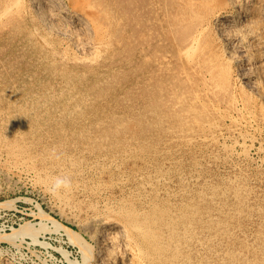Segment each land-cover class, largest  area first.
<instances>
[{
    "label": "rangeland",
    "instance_id": "rangeland-1",
    "mask_svg": "<svg viewBox=\"0 0 264 264\" xmlns=\"http://www.w3.org/2000/svg\"><path fill=\"white\" fill-rule=\"evenodd\" d=\"M56 1L61 2V0H56ZM194 1L195 0H189V1L188 0H182V1L181 0H173V1L172 0H159V1L158 0H124L122 2V0H121V2H120V0H86V1L80 0L79 4H78L79 7L77 10H79L83 7L82 9H85V11L91 15V17L93 18V21H94L93 22L94 26L92 25L94 30L92 29V31L89 32V34L91 35L90 36L89 34H86V33L82 34V30H80L78 27H75L74 30H75L77 39H70L69 40V38L65 37L64 35L57 34L53 31L47 29L46 27H43V25H41L38 18L31 13V11H32L30 9L31 8V0H0V13H2V14H0V22H1L0 23V38H1L0 39V53L3 52L0 54V71H2V72H0V94H1L0 95V98H1L0 99V101H1L0 102V104H1L0 105V108H1L0 109V161H1L0 162V202H4V204H0V236L3 233L11 232L13 228L21 227L26 222H29L33 228L38 229L37 236L40 239V241H39L40 243L39 242L33 243V241H31L30 236H24L25 239H24V237H22V238L18 237L13 241L9 240L7 238L0 239V264H15V262H16V264H81L80 263L81 262V254L79 252L78 246L69 240V238L66 235L63 227H55L53 225V222L49 221V220L42 221V218L38 214V211L40 209H42L43 211L47 212L50 216H52V218H54L57 222H59V224L61 223V225L71 227L72 229L79 232L84 237V239L87 240L89 242V244L92 246V250L94 252H96L98 242H97V238H96L95 234L93 235V230L91 229L93 217L96 214V212H95L96 207L97 206L99 207L100 205H102V201L104 200V197L107 194L108 195L111 194L114 196H118L121 194H127V196H129V193L131 191L135 192L136 196L134 195V197L139 198V199L143 198L144 196H149L150 194L153 193L152 197L154 199H156L157 202L158 201L160 202V203L158 202V205H162L164 207L166 206V204L169 206L171 205L170 208L179 204V203H184L186 205V211L187 210L188 211L186 212V217L184 219L185 228H184L183 232L181 233L182 235H180V237H179V241H180L179 242V245H180L179 246V255L180 256L177 257V255H175V257H174V255L171 253V256H172L171 260L172 261L169 264H180V263L181 264H202V263L203 264L204 263L205 264H209V263L210 264H214V263L215 264H225V262H227L226 264H228V263L229 264H239V263L240 264H247V263L248 264H264V256H263L264 255V245H263L264 244V238H263L264 237V235H263V233H264V227H263V224H264V219H263L264 218V198H263L264 197V108H263V106H264V104L259 99L257 100L255 97H253V95H251L249 92L244 91L242 94H243V96L245 95L244 99L247 103L246 106L250 110V112H252L251 114H253V116H254L253 118L255 119L257 124L259 122L260 123L256 126V127H258V129L257 128L252 129V128H249L248 126H246L245 124L240 123L243 120L244 115H243V113L241 114L236 109H234L236 101L233 98V95L231 93L232 91L233 92L235 91L234 85H233V82H234L233 76H230V77L224 78L222 80H219L218 82L212 83L211 80L202 71L204 68V64H203L204 58L208 56L207 54L210 51V50H208L209 49L208 45L210 44V40H211L210 36L211 35L209 34L210 32L208 30H205L202 34L203 35L202 36V42L203 43L201 42L202 47L199 48L198 51H195L192 54V56H191L192 58H189L190 60L187 57L185 58V55L183 53V48L185 46L184 44H185L186 40L188 39V37L193 32L197 31V29L199 28L198 25H196L197 19L194 21L193 16H191L192 12L194 11L192 8L193 6H195V5H192V4H194ZM64 2L68 5H70L69 0H63V2H61L60 4L64 5ZM191 5H192V7H190ZM116 7H118V8H116ZM126 8H127V10H126ZM182 8H184V9L182 10ZM190 8H191V10H190ZM167 10H168V12H167ZM176 10L177 11L179 10V11L177 12ZM181 12H184V13H182L183 16H182ZM104 13H105V15H104ZM118 14H120V15H118ZM187 16H188V18H187ZM189 16H191V17H189ZM173 17H175V18H173ZM191 18H192L193 22L191 21ZM169 19H171V20H169ZM185 19H187V22ZM94 23H96L97 25ZM118 23L120 24V26ZM111 24L114 26H112ZM110 25L112 26V28ZM95 26L97 29L95 28ZM182 26H185V27H182ZM171 27L173 29H171ZM195 27H198V28H195ZM192 28H195V29H192ZM34 29H36L37 31ZM172 31H174V32H172ZM112 32H113V34H112ZM188 32H190V34ZM133 33H135V34H133ZM97 34H98V36H96ZM111 34L113 36H111ZM206 35H207V37L205 38ZM180 36L182 39L180 38ZM177 37L179 39H177ZM36 38L38 39L37 41H36ZM84 38L91 40V42H90L91 44L89 46L90 49L84 48L85 49L84 50V49H81L82 47L79 48L77 46V41H80V40L85 41ZM92 38L94 40H92ZM44 39L46 40V42L44 41ZM169 39H171V40L169 41ZM75 40H76V42H75ZM100 40L101 41L103 40V41L101 42ZM125 41H127V42H125ZM142 41H143V43H142ZM205 41H206V43H205ZM31 42H33V43H31ZM43 42H45V44H43ZM179 42H181V43H179ZM51 43H52V45H51ZM71 43H72V46H71ZM105 43H106V45H105ZM63 45L66 48V50L63 47ZM102 45L104 47H102ZM115 46H117V47H115ZM127 47L129 49H127ZM11 48L13 50H11ZM45 48H46V50H45ZM51 49H53V50L55 49V50L53 51ZM68 50H69V54H68ZM101 50H103V51H101ZM8 51H9V53H7ZM71 55H73V56H71ZM75 55L77 58L75 57ZM105 55H107V56H105ZM125 55H127V56H125ZM201 55H203L204 57H202ZM3 57H5V58H3ZM107 57H108L109 61H108ZM109 57H111V58H109ZM82 58H84V59L82 60ZM196 61H198V62H196ZM2 64L5 66H3ZM195 64H196V66H195ZM23 65L25 66L24 69H23V67H24ZM74 65H75V67H74ZM79 65H81V66H79ZM118 66H120L121 68ZM200 67H202V68H200ZM124 68H126L125 71H124ZM130 68L132 69V71L130 70ZM8 70H9V72H8ZM82 70H83V73H82ZM34 72H36V73H34ZM114 72H117V73H114ZM201 72H203V73H201ZM88 73H89V75H88ZM90 74H92V75H90ZM114 74H117V75H114ZM230 74H231V69H230ZM121 75H122V77H121ZM123 78H125L126 80ZM22 79H23V81H22ZM57 79H58V81H57ZM147 79H149V80H147ZM14 80L15 81L17 80L16 84H15ZM100 80H102V81H100ZM230 80H231V82H230ZM21 81H22V83H21ZM88 81H90V82H88ZM205 81H206V83H205ZM103 82H104V84H103ZM132 84H135V85L133 86ZM92 85H94V86H92ZM114 85L116 88L114 87ZM150 85H151V87H150ZM136 86H137V88H136ZM210 86L213 88H211ZM20 88H21V90H20ZM87 88H88V90H87ZM132 88L133 89L135 88V89L133 90ZM68 89H70V90H68ZM60 91H61V93H60ZM81 91L83 92V95H82ZM18 93L19 94L21 93V95L19 96ZM99 93H101V94H99ZM204 93H206V94H204ZM4 95L5 96L7 95V96L5 97ZM128 95H129V98L127 97ZM115 98H117V99H115ZM118 99H119V101H118ZM141 99H143L144 101ZM203 99H205V100H203ZM86 100H89L90 102L86 101ZM107 100L109 101V104H108ZM237 100H238V98H237ZM19 102H20V104H19ZM75 102H77V103H75ZM146 102H148L149 104ZM162 103H164V104H162ZM159 105L162 107H160ZM185 105H186V107H185ZM87 108H89V109H87ZM126 111H127V114H126ZM4 112H5V114H3ZM115 113H117V114H115ZM122 113H123V115H122ZM134 113L136 115H134ZM141 113H142V115H141ZM143 113H144V115H143ZM62 114H65V115H62ZM109 114H111V115H109ZM237 115H239L240 117ZM108 117L111 120L108 119ZM3 118H4V120H3ZM259 118H261L262 120ZM74 120H75V122H74ZM119 120H120V122H119ZM8 121H11V122H8ZM102 121H104V122H102ZM117 121H118V124H117ZM128 121H129V123H128ZM188 121H190V122H188ZM106 122H108V123H106ZM112 122H113V124H112ZM129 124H130V126H129ZM58 125H60V126H58ZM80 128H82V129H80ZM106 129H107V131H106ZM115 129H117V130L115 131ZM64 130L67 132H65ZM113 130H114V132H113ZM205 130H207V131H205ZM235 130H237V131H235ZM1 131H3V132H1ZM10 131H12V132H10ZM56 131H58V132H56ZM87 131H88V134L86 133ZM21 132H22V134H21ZM5 133H8V134H5ZM95 134H97V135H95ZM135 134H137V136ZM6 135H8V136H6ZM22 135L23 136L25 135V136L23 137ZM84 135L86 137H84ZM207 135H208V137H207ZM28 136H29V138H28ZM67 137H68V139H67ZM133 137H134V139H133ZM169 137H171V138H169ZM8 138H10L11 140ZM62 138H63V140H62ZM239 138H240V140H239ZM130 139H132V140H130ZM237 139L239 140L240 143L238 142ZM26 140H27V143H26ZM65 140H67L66 142H68V143L64 142ZM41 141L43 142V144ZM53 142L55 143V145ZM227 142H229V143H227ZM14 143H15V145H14ZM40 143H41V145H40ZM180 143H182V144H180ZM77 144H78V146H77ZM133 144H135V146ZM175 144H177V145H175ZM254 144H255V146H254ZM22 145H23V148H25V149L22 148ZM47 145H48V147H47ZM145 145H149V147L148 146L145 147ZM245 145H247V146H245ZM53 146H57V148L55 147L57 150ZM103 146H104V148H103ZM59 147H61V148H59ZM148 148H150V149H148ZM34 149H36V150H34ZM46 149H48V150H46ZM52 149H53V151H52ZM165 149H167V150H165ZM11 150L13 151L12 153H10ZM71 150H72V152H71ZM144 150H145V153H144ZM147 151H149L150 153ZM211 151H212V153H211ZM20 152L21 153L23 152V153L21 154ZM32 152H33V154H31ZM155 152H156V154H155ZM37 153H39V154H37ZM77 153H78V156H77ZM170 153H171V155H170ZM43 154H45V155H43ZM193 154H195V155H193ZM220 154H222V155H220ZM34 155H35V157H34ZM106 155H108V156H106ZM22 157L23 158L25 157V158L22 159ZM32 157L34 159H32ZM105 157H107L108 159ZM43 158H45V159H43ZM95 158H97V159L95 160ZM201 160H202V162H201ZM73 161H75V162L73 163ZM81 161H83V162L79 163ZM149 161H150V163H149ZM157 161H159V162H157ZM209 161H210V163H209ZM107 162H109V165ZM143 163H144V165H143ZM218 163H219V165H218ZM8 164H9V166H8ZM53 164L56 165V167ZM60 164H61V167H60ZM82 164L84 166H82ZM101 164H104V165L102 166ZM133 164H134V166H133ZM47 165H48V167H47ZM87 165H89V166H87ZM259 165H260L261 169H260ZM131 166H133V167H131ZM45 167H46V169H45ZM148 167L150 169H148ZM169 167H171V168H169ZM48 168L49 169L51 168L52 170L50 169V171H49ZM198 168H200V169H198ZM221 168H223V169H221ZM117 169H119V170H117ZM174 169H175V171H174ZM142 170H145V171H142ZM192 170H193V172H192ZM72 171H73V173H72ZM184 171H185V173H184ZM226 171L228 173H226ZM40 173L42 175H40ZM133 173H134V175H133ZM147 173H148V175H147ZM166 173H167V175H165ZM103 174H105V175H103ZM130 174H131V176H130ZM149 174H151V175H149ZM237 174H238V176H237ZM86 175H88V176H86ZM152 175H154V176H152ZM180 175H182V176H180ZM93 176H95V177H93ZM154 177H156V178H154ZM108 178H110V180ZM234 178H235V180H234ZM199 179H201V180H199ZM46 180H47V182H46ZM124 181H125V183H124ZM128 181H130V182H128ZM208 181H209V183H208ZM211 181L214 185L211 183ZM98 182H99V184H98ZM216 182H217V184H216ZM236 182H238V183H236ZM81 183H83V184H81ZM107 183L110 184V188H109V185ZM111 183H112V185H111ZM181 183L184 186L181 185ZM242 184L244 186L246 184L247 185L245 187L244 186L242 187ZM44 185H46V186H44ZM77 185H78V187H77ZM103 185H105V186H103ZM132 187H134V188H132ZM84 188H85V190H84ZM141 188H143V190ZM157 189L159 190V192ZM186 189H188V190H186ZM204 189H206V190H204ZM196 190H197V192H196ZM139 191H141V192H139ZM244 191H246V192H244ZM143 192H145V193H143ZM165 192H167V193H165ZM60 195H62V196H60ZM85 196H87V197H85ZM227 197H229V198H227ZM204 198L205 199L207 198L206 201ZM231 198H232V200H231ZM241 198H242V200H241ZM59 199H61V200H59ZM179 199H180V201H179ZM260 199H262V200H260ZM81 200H83V201H81ZM223 201H225V202H223ZM91 203H92V205H90ZM161 203H163L164 205ZM244 203H246V204H244ZM251 203H252V205H251ZM93 205H94V207H93ZM209 205H211V206H209ZM200 206H202V207H200ZM240 209L241 210L243 209L242 212H240ZM258 210H259V212H258ZM216 211H218V212H216ZM203 212H205V213H203ZM233 212H235V213H233ZM230 214H232V216ZM248 214L250 216H248ZM189 215H191V216H189ZM243 215H244V217H243ZM211 216H212V219H211ZM247 216H248V219H247ZM204 218H205V220H204ZM221 219H222V221H221ZM223 219H224V221H223ZM216 220H217V222H216ZM228 221L230 222L229 225H228ZM39 222L43 223V224H40ZM189 222H190V224L191 223L192 224L189 225L188 224ZM233 222H235V223H233ZM246 223H248V224H246ZM209 224H212V225H209ZM220 224L222 226H220ZM259 224H260V226H259ZM188 225H189V227H188ZM240 226H242V227H240ZM213 228H214V230H213ZM223 230H224V232H223ZM261 230H263V231H261ZM199 232H200V234H199ZM196 233H197V235H196ZM193 236H194V238H193ZM198 237H200V238H198ZM205 237H206V239H205ZM209 237H211V238H209ZM241 237H243V238H241ZM255 237H257V238H255ZM192 238H193V241H192ZM216 240H218V243ZM228 241H230L231 243ZM236 243L237 244L239 243V244L237 245ZM186 244L188 245V247ZM189 245H191V246H189ZM193 245H195V246H193ZM94 246H95V248H94ZM234 246H235V248H234ZM241 246H243V247H241ZM208 247H210V248L208 249ZM64 250H66L67 253H65ZM205 250H207V251H205ZM204 251H205V253H204ZM233 251H235V252H233ZM201 252H203L206 255H204ZM217 252H219V253H217ZM232 254H233V256H232ZM244 254L246 256H244ZM221 256H222V258H221ZM190 257H192V258H190ZM255 257H257V258H255ZM207 258H208V260H206ZM238 258L240 259L239 261H238ZM231 260H233V261H231ZM259 260L262 262H260Z\"/></svg>",
    "mask_w": 264,
    "mask_h": 264
},
{
    "label": "bare ground",
    "instance_id": "bare-ground-1",
    "mask_svg": "<svg viewBox=\"0 0 264 264\" xmlns=\"http://www.w3.org/2000/svg\"><path fill=\"white\" fill-rule=\"evenodd\" d=\"M69 4L64 2V5L57 2L56 0H31V13L38 18L41 25L46 27L47 29L57 33L64 35L65 37L70 39H77L76 33L74 28L78 27L82 30V34L89 32L93 29V18L91 15L85 11V9H78V4L80 0H69ZM86 1V0H85ZM124 0H122L123 2ZM159 1V0H158ZM173 1V0H172ZM182 1V0H181ZM189 1V0H188ZM196 1V2H195ZM195 5L192 7L193 12L192 15L194 21H197L198 28L197 31L193 32L185 42V46L183 48V53L185 58L187 57L192 58V54L195 51H198L201 48L202 42V34L205 30H208L210 33V44L208 45L209 53L208 56L204 58V74L211 80V82H218L224 78L233 76L234 78V92L232 91L233 98L236 101L235 108L239 113H243V120L240 122L245 124L249 128H257L258 124L253 118L252 112L247 108L246 101L243 96V92L247 91L257 100L259 99L264 104V0H195ZM121 2V0H120ZM155 2V1H154ZM186 2V1H185ZM184 2V3H185ZM191 2V1H190ZM175 3V2H174ZM180 3V2H179ZM15 4V3H14ZM27 4V3H26ZM191 4V3H190ZM5 5V4H4ZM18 5V4H17ZM28 5V4H27ZM135 5V4H134ZM149 5V4H148ZM166 5V4H165ZM12 6V5H11ZM26 6V5H25ZM89 6V5H88ZM116 6V5H115ZM155 6V5H154ZM171 6V5H170ZM177 6V5H176ZM185 6V5H184ZM188 6V5H187ZM19 7V6H18ZM141 7V6H140ZM147 7V6H146ZM167 7V6H166ZM2 8V7H1ZM7 8V7H6ZM9 8V7H8ZM85 8V7H84ZM94 8V7H93ZM118 8V7H116ZM121 8V7H120ZM123 8V7H122ZM137 8V7H136ZM172 8V7H171ZM92 9V8H91ZM130 9V8H129ZM173 9V8H172ZM179 9V8H178ZM184 8H182L183 10ZM114 10V9H113ZM122 10V9H121ZM127 10V8H126ZM180 10V9H179ZM178 10V11H179ZM191 10V8H190ZM124 11V10H123ZM134 11V10H133ZM159 11V10H158ZM174 11V10H173ZM177 11V10H176ZM175 11V12H176ZM177 11V12H178ZM5 12V11H4ZM122 12V11H121ZM151 12V11H150ZM164 12V11H163ZM168 12V10H167ZM16 13V12H15ZM18 13V12H17ZM118 13V12H117ZM126 13V12H125ZM149 13V12H148ZM173 13V12H172ZM184 12H181V14ZM191 13V12H190ZM2 14V13H0ZM13 14V13H12ZM116 14V13H115ZM156 14V13H155ZM31 15V14H30ZM105 15V13H104ZM120 15V14H118ZM117 15V16H118ZM125 15V14H124ZM148 15V14H147ZM188 15V14H187ZM190 15V14H189ZM169 16V15H168ZM181 16V15H180ZM183 16V14H182ZM189 16V17H191ZM9 17V16H8ZM112 17V16H111ZM11 18V17H10ZM9 18V19H10ZM149 18V17H148ZM175 18V17H173ZM182 18V17H181ZM188 18V16H187ZM32 19V18H31ZM30 19V20H31ZM35 19V18H34ZM114 19V18H113ZM159 19V18H158ZM178 19V18H177ZM180 19V18H179ZM184 19V18H183ZM29 20V21H30ZM107 20V19H106ZM110 20V19H109ZM124 20V19H123ZM131 20V19H130ZM150 20V19H149ZM155 20V19H154ZM163 20V19H162ZM171 20V19H169ZM187 22V19H185ZM17 21V20H16ZM119 21V20H118ZM126 21V20H125ZM136 21V20H135ZM174 21V20H173ZM183 21V20H182ZM192 21V18H191ZM31 22V21H30ZM115 22V21H114ZM168 22V21H167ZM189 22V21H188ZM193 22V21H192ZM1 23V22H0ZM7 23V22H6ZM37 23V22H36ZM99 23V22H98ZM117 23V22H116ZM156 23V22H155ZM172 23V22H171ZM96 24V23H94ZM115 24V23H114ZM119 24V23H118ZM117 24V25H118ZM122 24V23H121ZM184 24V23H183ZM190 24V23H189ZM188 24V25H189ZM8 25V24H7ZM10 25V24H9ZM93 25V26H92ZM97 25V24H96ZM112 25V24H111ZM110 25V26H111ZM153 25V24H152ZM151 25V26H152ZM173 25V24H172ZM178 25V24H177ZM181 25V24H180ZM179 25V26H180ZM193 25V24H192ZM114 26V25H112ZM111 26V28H112ZM120 26V24H119ZM125 26V25H124ZM134 26V25H133ZM175 26V25H174ZM191 26V25H190ZM36 27V26H35ZM104 27V26H103ZM102 27V28H103ZM177 27V26H176ZM185 27V26H182ZM5 28V27H4ZM39 28V27H38ZM37 28V29H38ZM96 28V26H95ZM155 28V27H154ZM192 28V29H195ZM2 29V28H1ZM97 29V28H96ZM107 29V28H106ZM150 29V28H149ZM148 29V30H149ZM171 29H173L171 27ZM180 29V28H179ZM185 29V28H184ZM187 29V28H186ZM189 29V28H188ZM36 30V29H34ZM94 30V29H93ZM118 30V29H117ZM121 30V29H120ZM158 30V29H157ZM181 30V29H180ZM183 30V29H182ZM31 31V30H30ZM37 31V30H36ZM107 31V30H106ZM109 31V30H108ZM133 31V30H132ZM135 31V30H134ZM184 31V30H183ZM194 31V30H193ZM9 32V31H8ZM35 32V31H34ZM46 32V31H45ZM79 32V31H78ZM120 32V31H119ZM140 32V31H139ZM149 32V31H148ZM174 32V31H172ZM177 32V31H176ZM182 32V31H181ZM187 32V31H186ZM48 33V32H47ZM94 33V32H93ZM121 33V32H120ZM164 33V32H163ZM190 34V32H188ZM16 34V33H15ZM37 34V33H36ZM104 34V33H103ZM113 34V32H112ZM111 34V36H113ZM135 34V33H133ZM147 34V33H146ZM165 34V33H164ZM41 35V34H40ZM78 35V34H77ZM80 35V34H79ZM90 35V34H89ZM110 35V34H109ZM108 35V36H109ZM141 35V34H140ZM8 36V35H7ZM18 36V35H17ZM36 36V35H35ZM50 36V35H49ZM91 36V35H90ZM98 36V34L96 35ZM95 36V37H96ZM123 36V35H122ZM172 36V35H171ZM177 36V35H176ZM179 36V35H178ZM12 37V36H11ZM34 37V36H33ZM64 37V38H65ZM80 37V36H79ZM94 37V38H95ZM129 37V36H128ZM127 37V38H128ZM207 35L205 36V38ZM15 38V37H14ZM22 38V37H21ZM45 38V37H44ZM82 38V37H81ZM168 38V37H167ZM172 38V37H171ZM181 38V36H180ZM1 39V38H0ZM5 39V38H4ZM85 39V38H84ZM122 39V38H121ZM131 39V38H130ZM156 39V38H155ZM173 39V38H172ZM177 39H179L177 37ZM182 39V38H181ZM8 40V39H7ZM23 40V39H22ZM25 40V39H24ZM38 39L36 38V41ZM52 40V39H51ZM79 40V39H78ZM92 40H94L92 38ZM107 40V39H106ZM105 40V41H106ZM117 40V39H116ZM119 40V39H118ZM150 40V39H149ZM171 39H169L170 41ZM46 42V40L44 39ZM54 41V40H53ZM64 41V40H63ZM73 41V40H72ZM101 41V40H100ZM99 41V42H100ZM103 41V40H102ZM101 41V42H102ZM104 41V42H105ZM111 41V40H110ZM139 41V40H138ZM144 41V40H143ZM142 41V43H143ZM177 41V40H176ZM180 41V40H179ZM2 42V41H1ZM20 42V41H19ZM43 42V44H45ZM74 42V41H73ZM76 42V40H75ZM91 40L85 39V41H77V46L81 49L89 48ZM94 42V41H93ZM108 42V41H107ZM114 42V41H113ZM127 42V41H125ZM183 42V41H182ZM4 43V42H3ZM33 43V42H31ZM42 43V42H41ZM48 43V42H47ZM59 43V42H58ZM96 43V42H95ZM94 43V44H95ZM140 43V42H139ZM181 43V42H179ZM203 43V42H202ZM206 43V41H205ZM9 44V43H8ZM66 44V43H65ZM99 44V43H98ZM113 44V43H112ZM118 44V43H117ZM208 44V43H207ZM42 45V44H41ZM50 45V44H49ZM52 45V43H51ZM60 45V44H59ZM67 45V44H66ZM65 45V46H66ZM106 45V43H105ZM108 45V44H107ZM111 45V44H110ZM155 45V44H154ZM205 45V44H204ZM32 46V45H31ZM56 46V45H55ZM72 46V43H71ZM101 46V45H100ZM142 46V45H141ZM144 46V45H143ZM4 47V46H3ZM14 47V46H13ZM41 47V46H40ZM54 47V46H53ZM64 47V45H63ZM68 47V46H67ZM77 47V48H78ZM102 47H104L102 45ZM117 47V46H115ZM149 47V46H148ZM32 48V47H31ZM35 48V47H34ZM65 48V47H64ZM99 48V47H98ZM111 48V47H110ZM176 48V47H175ZM6 49V48H5ZM26 49V48H25ZM58 49V48H57ZM63 49V48H62ZM69 49V48H68ZM117 49V48H116ZM127 49H129L127 47ZM146 49V48H145ZM156 49V48H155ZM154 49V50H155ZM207 49V48H206ZM4 50V49H3ZM11 50H13L11 48ZM20 50V49H19ZM18 50V51H19ZM34 50V49H33ZM46 50V48H45ZM53 50V49H51ZM55 50V49H54ZM53 50V51H54ZM64 50V49H63ZM66 50V48H65ZM64 50V51H65ZM85 50V49H84ZM83 50V51H84ZM104 50V49H103ZM101 50V51H103ZM109 50V49H108ZM179 50V49H178ZM30 51V50H29ZM42 51V50H41ZM111 51V50H110ZM121 51V50H120ZM200 51V50H199ZM11 52V51H10ZM17 52V51H16ZM32 52V51H31ZM36 52V51H35ZM44 52V51H43ZM67 52V51H66ZM92 52V51H91ZM90 52V53H91ZM108 52V51H107ZM127 52V51H126ZM129 52V51H128ZM201 52V51H200ZM208 52V51H207ZM3 53V52H1ZM0 53V54H1ZM9 53V51L7 52ZM22 53V52H21ZM24 53V52H23ZM29 53V52H28ZM61 53V52H60ZM73 53V52H72ZM100 53V52H99ZM109 53V52H108ZM116 53V52H115ZM114 53V54H115ZM121 53V52H120ZM137 53V52H136ZM154 53V52H153ZM5 54V53H4ZM25 54V53H24ZM45 54V53H44ZM65 54V53H64ZM69 54V50H68ZM67 54V55H68ZM88 54V53H87ZM105 54V53H104ZM145 54V53H144ZM19 55V54H18ZM39 55V54H38ZM52 55V54H51ZM57 55V54H56ZM61 55V54H60ZM89 55V54H88ZM108 55V54H107ZM105 55V56H107ZM119 55V54H118ZM117 55V56H118ZM164 55V54H163ZM27 56V55H26ZM34 56V55H33ZM40 56V55H39ZM69 56V55H68ZM73 56V55H71ZM104 56V55H103ZM111 56V55H110ZM127 56V55H125ZM181 56V55H180ZM204 57L203 55H201ZM20 57V56H19ZM50 57V56H49ZM58 57V56H57ZM76 57V55H75ZM89 57V56H88ZM115 57V56H114ZM122 57V56H121ZM200 57V56H199ZM5 58V57H3ZM11 58V57H10ZM14 58V57H13ZM54 58V57H53ZM61 58V57H60ZM63 58V57H62ZM77 58V57H76ZM111 58V57H109ZM113 58V57H112ZM118 58V57H117ZM144 58V57H143ZM68 59V58H67ZM75 59V58H74ZM84 58H82L83 60ZM105 59V58H104ZM108 59V57H107ZM5 60V59H4ZM35 60V59H34ZM79 60V59H78ZM90 60V59H89ZM97 60V59H96ZM159 60V59H158ZM162 60V59H161ZM190 60V59H189ZM194 60V59H193ZM17 61V60H16ZM30 61V60H29ZM55 61V60H54ZM75 61V60H74ZM91 61V60H90ZM103 61V60H102ZM109 61V59H108ZM120 61V60H119ZM126 61V60H125ZM131 61V60H130ZM144 61V60H143ZM153 61V60H152ZM160 61V60H159ZM184 61V60H183ZM182 61V62H183ZM187 61V60H186ZM3 62V61H2ZM60 62V61H59ZM62 62V61H61ZM67 62V61H66ZM117 62V61H116ZM134 62V61H133ZM141 62V61H140ZM198 62V61H196ZM9 63V62H8ZM14 63V62H13ZM39 63V62H38ZM64 63V62H63ZM75 63V62H74ZM77 63V62H76ZM105 63V62H104ZM169 63V62H168ZM176 63V62H175ZM18 64V63H17ZM26 64V63H25ZM29 64V63H28ZM35 64V63H34ZM72 64V63H71ZM94 64V63H93ZM111 64V63H110ZM133 64V63H132ZM3 65V64H2ZM73 65V64H72ZM84 65V64H83ZM114 65V64H113ZM122 65V64H121ZM130 65V64H129ZM141 65V64H140ZM145 65V64H144ZM143 65V66H144ZM172 65V64H171ZM186 65V64H185ZM5 66V65H3ZM24 66V65H23ZM33 66V65H32ZM81 66V65H79ZM78 66V67H79ZM86 66V65H85ZM91 66V65H90ZM100 66V65H99ZM102 66V65H101ZM105 66V65H104ZM103 66V67H104ZM182 66V65H181ZM196 66V64H195ZM202 66V65H201ZM13 67V66H12ZM34 67V66H33ZM36 67V66H35ZM71 67V66H70ZM75 67V65H74ZM84 67V66H83ZM88 67V66H87ZM92 67V66H91ZM107 67V66H106ZM120 67V66H118ZM130 67V66H129ZM135 67V66H134ZM171 67V66H170ZM192 67V66H191ZM8 68V67H7ZM25 66L23 67V69ZM121 68V67H120ZM132 68V67H131ZM130 70L132 71V69ZM138 68V67H137ZM151 68V67H150ZM186 68V67H185ZM195 68V67H194ZM202 68V67H200ZM2 69V68H1ZM30 69V68H29ZM63 69V68H62ZM76 69V68H75ZM109 69V68H108ZM119 69V68H118ZM146 69V68H145ZM167 69V68H166ZM231 69V74H230ZM6 70V69H5ZM12 70V69H11ZM28 70V69H27ZM34 70V69H33ZM73 70V69H72ZM88 70V69H87ZM96 70V69H95ZM106 70V69H105ZM126 68H124V71ZM136 70V69H135ZM157 70V69H156ZM197 70V69H196ZM16 71V70H15ZM31 71V70H30ZM60 71V70H59ZM80 71V70H79ZM98 71V70H97ZM103 71V70H102ZM121 71V70H120ZM123 71V72H124ZM179 71V70H178ZM2 72V71H0ZM4 72V71H3ZM9 72V70H8ZM25 72V71H24ZM28 72V71H27ZM51 72V71H50ZM154 72V71H153ZM201 72V73H203ZM26 73V72H25ZM32 73V72H31ZM36 73V72H34ZM81 73V72H80ZM83 73V70H82ZM93 73V72H92ZM107 73V72H106ZM117 73V72H114ZM121 73V72H120ZM156 73V72H155ZM162 73V72H161ZM182 73V72H181ZM186 73V72H185ZM24 74V73H23ZM145 74V73H144ZM197 74V73H196ZM89 75V73H88ZM92 75V74H90ZM96 75V74H95ZM117 75V74H114ZM135 75V74H134ZM20 76V75H19ZM97 76V75H96ZM95 76V77H96ZM126 76V75H125ZM140 76V75H139ZM144 76V75H143ZM156 76V75H155ZM24 77V76H23ZM44 77V76H43ZM83 77V76H82ZM100 77V76H99ZM110 77V76H109ZM119 77V76H118ZM122 77V75H121ZM120 77V78H121ZM138 77V76H137ZM142 77V76H141ZM151 77V76H150ZM154 77V76H153ZM152 77V78H153ZM190 77V76H189ZM193 77V76H192ZM201 77V76H200ZM7 78V77H6ZM12 78V77H11ZM28 78V77H27ZM33 78V77H32ZM46 78V77H45ZM88 78V77H87ZM90 78V77H89ZM98 78V77H97ZM129 78V77H128ZM146 78V77H145ZM197 78V77H196ZM15 79V78H14ZM62 79V78H61ZM86 79V78H85ZM125 79V78H123ZM158 79V78H157ZM174 79V78H173ZM205 79V78H204ZM84 80V79H83ZM105 80V79H104ZM126 80V79H125ZM142 80V79H141ZM145 80V79H144ZM149 80V79H147ZM185 80V79H184ZM13 81V80H12ZM15 81V80H14ZM17 81V80H16ZM15 81V84H16ZM23 81V79H22ZM21 81V83H22ZM49 81V80H48ZM51 81V80H50ZM58 81V79H57ZM92 81V80H91ZM102 81V80H100ZM130 81V80H129ZM133 81V80H132ZM154 81V80H153ZM159 81V80H158ZM194 81V80H193ZM197 81V80H196ZM204 81V80H203ZM229 81V80H228ZM87 82V81H86ZM90 82V81H88ZM123 82V81H122ZM187 82V81H186ZM231 82V80H230ZM26 83V82H25ZM95 83V82H94ZM115 83V82H114ZM121 83V82H120ZM119 83V84H120ZM131 83V82H130ZM143 83V82H142ZM154 83V82H153ZM206 83V81H205ZM12 84V83H11ZM20 84V83H19ZM104 84V82H103ZM117 84V83H116ZM126 84V83H125ZM141 84V83H140ZM155 84V83H154ZM194 84V83H193ZM220 84V83H219ZM232 84V83H231ZM21 85V84H20ZM113 85V84H112ZM118 85V84H117ZM133 86L135 84H132ZM138 85V84H137ZM201 85V84H200ZM212 85V84H211ZM85 86V85H84ZM94 86V85H92ZM104 86V85H103ZM160 86V85H159ZM91 87V86H90ZM115 87V85H114ZM132 87V86H131ZM151 87V85H150ZM171 87V86H170ZM211 87V86H210ZM2 88V87H1ZM33 88V87H32ZM116 88V87H115ZM114 88V89H115ZM137 88V86H136ZM142 88V87H141ZM159 88V87H158ZM185 88V87H184ZM213 88V87H211ZM24 89V88H23ZM96 89V88H95ZM104 89V88H103ZM113 89V88H112ZM133 89V88H132ZM135 89V88H134ZM133 89V90H134ZM227 89V88H226ZM230 89V88H229ZM21 90V88H20ZM70 90V89H68ZM84 90V89H83ZM88 90V88H87ZM93 90V89H92ZM110 90V89H109ZM4 91V90H3ZM104 91V90H103ZM127 91V90H126ZM149 91V90H148ZM6 92V91H5ZM11 92V91H10ZM65 92V91H64ZM82 92V91H81ZM87 92V91H86ZM100 92V91H99ZM113 92V91H112ZM135 92V91H134ZM188 92V91H187ZM218 92V91H217ZM9 93V92H8ZM13 93V92H12ZM61 93V91H60ZM69 93V92H68ZM89 93V92H88ZM95 93V92H94ZM108 93V92H107ZM139 93V92H138ZM184 93V92H183ZM216 93V92H215ZM11 94V93H10ZM19 94V93H18ZM85 94V93H84ZM93 94V93H92ZM101 94V93H99ZM117 94V93H116ZM122 94V93H121ZM124 94V93H123ZM129 94V93H128ZM206 94V93H204ZM1 95V94H0ZM21 93L19 94V96ZM60 95V94H59ZM81 95V94H80ZM83 95V92H82ZM87 95V94H86ZM97 95V94H96ZM125 95V94H124ZM136 95V94H135ZM155 95V94H154ZM175 95V94H174ZM194 95V94H193ZM5 96V95H4ZM7 96V95H6ZM5 96V97H6ZM26 96V95H25ZM56 96V95H55ZM147 96V95H146ZM150 96V95H149ZM153 96V95H152ZM208 96V95H207ZM220 96V95H219ZM129 98V95L127 96ZM186 97V96H185ZM211 97V96H210ZM10 98V97H9ZM85 98V97H84ZM93 98V97H92ZM98 98V97H97ZM125 98V97H124ZM136 98V97H135ZM142 98V97H141ZM146 98V97H145ZM144 98V99H145ZM172 98V97H171ZM181 98V97H180ZM221 98V97H220ZM238 98V100H237ZM1 99V98H0ZM4 99V98H3ZM31 99V98H30ZM72 99V98H71ZM81 99V98H80ZM94 99V98H93ZM103 99V98H102ZM113 99V98H112ZM117 99V98H115ZM122 99V98H121ZM139 99V98H138ZM177 99V98H176ZM194 99V98H193ZM201 99V98H200ZM134 100V99H133ZM137 100V99H136ZM143 100V99H141ZM192 100V99H191ZM205 100V99H203ZM89 101V100H86ZM94 101V100H93ZM108 101V100H107ZM119 101V99H118ZM121 101V100H120ZM144 101V100H143ZM1 102V101H0ZM4 102V101H3ZM63 102V101H62ZM90 102V101H89ZM112 102V101H111ZM122 102V101H121ZM131 102V101H130ZM166 102V101H165ZM182 102V101H181ZM195 102V101H194ZM199 102V101H198ZM8 103V102H7ZM6 103V104H7ZM27 103V102H26ZM77 103V102H75ZM83 103V102H82ZM85 103V102H84ZM99 103V102H98ZM105 103V102H104ZM117 103V102H116ZM115 103V104H116ZM144 103V102H143ZM148 103V102H146ZM178 103V102H177ZM184 103V102H183ZM191 103V102H190ZM219 103V102H218ZM15 104V103H14ZM17 104V103H16ZM20 104V102H19ZM73 104V103H72ZM109 104V101H108ZM113 104V103H112ZM123 104V103H122ZM127 104V103H126ZM142 104V103H141ZM149 104V103H148ZM164 104V103H162ZM181 104V103H180ZM1 105V104H0ZM44 105V104H43ZM131 105V104H130ZM136 105V104H135ZM140 105V104H139ZM138 105V106H139ZM151 105V104H150ZM15 106V105H14ZM58 106V105H57ZM102 106V105H101ZM121 106V105H120ZM142 106V105H141ZM160 106V105H159ZM215 106V105H214ZM254 106V105H253ZM13 107V106H12ZM17 107V106H16ZM95 107V106H94ZM98 107V106H97ZM104 107V106H103ZM132 107V106H131ZM134 107V106H133ZM140 107V106H139ZM162 107V106H160ZM168 107V106H167ZM186 107V105H185ZM222 107V106H221ZM234 107V106H233ZM83 108V107H82ZM99 108V107H98ZM112 108V107H111ZM142 108V107H141ZM174 108V107H173ZM264 108V106H263ZM1 109V108H0ZM7 109V108H6ZM18 109V108H17ZM77 109V108H76ZM89 109V108H87ZM130 109V108H129ZM229 109V108H228ZM4 110V109H3ZM26 110V109H25ZM95 110V109H94ZM99 110V109H98ZM102 110V109H101ZM104 110V109H103ZM112 110V109H111ZM116 110V109H115ZM125 110V109H124ZM173 110V109H172ZM176 110V109H175ZM10 111V110H9ZM46 111V110H45ZM114 111V110H113ZM148 111V110H147ZM150 111V110H149ZM97 112V111H96ZM123 112V111H122ZM133 112V111H132ZM135 112V111H134ZM140 112V111H139ZM179 112V111H178ZM225 112V111H224ZM228 112V111H227ZM230 112V111H229ZM259 112V111H258ZM11 113V112H10ZM9 113V114H10ZM14 113V112H13ZM107 113V112H106ZM148 113V112H147ZM200 113V112H199ZM221 113V112H220ZM219 113V114H220ZM5 114V112L3 113ZM7 114V113H6ZM8 114V115H9ZM32 114V113H31ZM89 114V113H88ZM96 114V113H95ZM94 114V115H95ZM117 114V113H115ZM127 114V111H126ZM129 114V113H128ZM158 114V113H157ZM198 114V113H197ZM205 114V113H204ZM212 114V113H211ZM222 114V113H221ZM238 114V113H237ZM256 114V113H255ZM65 115V114H62ZM102 115V114H101ZM111 115V114H109ZM123 115V113H122ZM134 115H136L134 113ZM142 115V113H141ZM144 115V113H143ZM258 115V114H257ZM150 116V115H149ZM185 116V115H184ZM210 116V115H209ZM236 116V115H235ZM239 116V115H237ZM53 117V116H52ZM114 117V116H113ZM131 117V116H130ZM139 117V116H138ZM144 117V116H143ZM169 117V116H168ZM240 117V116H239ZM257 117V116H256ZM262 117V116H261ZM49 118V117H48ZM59 118V117H58ZM99 118V117H98ZM121 118V117H120ZM220 118V117H219ZM227 118V117H226ZM10 119V118H9ZM37 119V118H36ZM101 119V118H100ZM108 119H110L108 117ZM115 119V118H114ZM147 119V118H146ZM261 119V118H259ZM4 120V118H3ZM41 120V119H40ZM111 120V119H110ZM109 120V121H110ZM130 120V119H129ZM143 120V119H142ZM225 120V119H224ZM241 120V119H240ZM239 120V121H240ZM262 120V119H261ZM6 121V120H5ZM12 121V120H11ZM8 121V122H11ZM16 121V120H15ZM21 121V120H20ZM44 121V120H43ZM93 121V120H92ZM144 121V120H143ZM211 121V120H210ZM64 122V121H63ZM75 122V120H74ZM91 122V121H90ZM97 122V121H96ZM104 122V121H102ZM101 122V123H102ZM120 122V120H119ZM190 122V121H188ZM16 123V122H15ZM35 123V122H34ZM51 123V122H50ZM84 123V122H83ZM108 123V122H106ZM111 123V122H110ZM129 123V121H128ZM207 123V122H206ZM209 123V122H208ZM11 124V123H10ZM66 124V123H65ZM97 124V123H96ZM113 124V122H112ZM118 124V121H117ZM120 124V123H119ZM123 124V123H122ZM173 124V123H172ZM185 124V123H184ZM225 124V123H224ZM16 125V124H15ZM40 125V124H39ZM54 125V124H53ZM62 125V124H61ZM71 125V124H70ZM90 125V124H89ZM121 125V124H120ZM134 125V124H133ZM208 125V124H207ZM221 125V124H220ZM262 125V124H261ZM6 126V125H5ZM30 126V125H29ZM38 126V125H37ZM60 126V125H58ZM64 126V125H63ZM91 126V125H90ZM93 126V125H92ZM104 126V125H103ZM125 126V125H124ZM130 126V124H129ZM51 127V126H50ZM77 127V126H76ZM100 127V126H99ZM229 127V126H228ZM233 127V126H232ZM6 128V127H5ZM23 128V127H22ZM40 128V127H39ZM87 128V127H86ZM93 128V127H92ZM110 128V127H109ZM133 128V127H132ZM167 128V127H166ZM205 128V127H204ZM210 128V127H209ZM212 128V127H211ZM227 128V127H226ZM2 129V128H1ZM30 129V128H29ZM33 129V128H32ZM67 129V128H66ZM82 129V128H80ZM79 129V130H80ZM88 129V128H87ZM192 129V128H191ZM190 129V130H191ZM3 130V129H2ZM8 130V129H7ZM6 130V131H7ZM40 130V129H39ZM46 130V129H45ZM56 130V129H55ZM62 130V129H61ZM89 130V129H88ZM94 130V129H93ZM112 130V129H111ZM117 129H115L116 131ZM137 130V129H136ZM217 130V129H216ZM230 130V129H229ZM65 131V130H64ZM82 131V130H81ZM85 131V130H84ZM99 131V130H98ZM107 131V129H106ZM144 131V130H143ZM207 131V130H205ZM237 131V130H235ZM248 131V130H247ZM251 131V130H250ZM3 132V131H1ZM12 132V131H10ZM15 132V131H14ZM54 132V131H53ZM58 132V131H56ZM67 132V131H65ZM69 132V131H68ZM74 132V131H73ZM100 132V131H99ZM110 132V131H109ZM114 132V130H113ZM120 132V131H119ZM156 132V131H155ZM179 132V131H178ZM177 132V133H178ZM200 132V131H199ZM48 133V132H47ZM51 133V132H50ZM49 133V134H50ZM63 133V132H62ZM82 133V132H81ZM88 134V131L86 132ZM129 133V132H128ZM127 133V134H128ZM137 133V132H136ZM176 133V132H175ZM174 133V134H175ZM182 133V132H181ZM227 133V132H226ZM231 133V132H230ZM244 133V132H243ZM246 133V132H245ZM259 133V132H258ZM8 134V133H5ZM22 134V132H21ZM25 134V133H24ZM68 134V133H67ZM80 134V133H79ZM91 134V133H90ZM106 134V133H105ZM118 134V133H117ZM134 134V133H133ZM140 134V133H139ZM138 134V135H139ZM153 134V133H152ZM60 135V134H59ZM83 135V134H82ZM97 135V134H95ZM104 135V134H103ZM102 135V136H103ZM109 135V134H108ZM113 135V134H112ZM122 135V134H121ZM137 136V134H135ZM166 135V134H165ZM206 135V134H205ZM228 135V134H227ZM2 136V135H1ZM8 136V135H6ZM11 136V135H10ZM23 136V135H22ZM25 136V135H24ZM23 136V137H24ZM27 136V135H26ZM34 136V135H33ZM40 136V135H39ZM53 136V135H52ZM64 136V135H63ZM67 136V135H66ZM72 136V135H71ZM90 136V135H89ZM141 136V135H140ZM148 136V135H147ZM155 136V135H154ZM182 136V135H181ZM190 136V135H189ZM192 136V135H191ZM217 136V135H216ZM5 137V136H4ZM60 137V136H59ZM75 137V136H74ZM84 137H86L84 135ZM92 137V136H91ZM100 137V136H99ZM115 137V136H114ZM176 137V136H175ZM200 137V136H199ZM208 137V135H207ZM246 137V136H245ZM22 138V137H21ZM29 138V136H28ZM39 138V137H38ZM42 138V137H41ZM61 138V137H60ZM112 138V137H111ZM123 138V137H122ZM151 138V137H150ZM171 138V137H169ZM203 138V137H202ZM10 139V138H8ZM19 139V138H18ZM17 139V140H18ZM65 139V138H64ZM68 139V137H67ZM92 139V138H91ZM90 139V140H91ZM134 139V137H133ZM153 139V138H152ZM173 139V138H172ZM206 139V138H205ZM218 139V138H217ZM255 139V138H254ZM11 140V139H10ZM21 140V139H20ZM30 140V139H29ZM41 140V139H40ZM55 140V139H54ZM63 140V138H62ZM74 140V139H73ZM72 140V141H73ZM86 140V139H85ZM108 140V139H107ZM112 140V139H111ZM110 140V141H111ZM132 140V139H130ZM141 140V139H140ZM139 140V141H140ZM155 140V139H154ZM223 140V139H222ZM238 140V139H237ZM240 140V138H239ZM238 140V142H239ZM256 140V139H255ZM4 141V140H3ZM13 141V140H12ZM32 141V140H31ZM65 140L64 142H66ZM159 141V140H158ZM182 141V140H181ZM225 141V140H224ZM233 141V140H232ZM42 142V141H41ZM63 142V143H64ZM70 142V141H69ZM107 142V141H106ZM120 142V141H119ZM147 142V141H146ZM150 142V141H149ZM165 142V141H164ZM206 142V141H205ZM259 142V141H258ZM10 143V142H9ZM17 143V142H16ZM19 143V142H18ZM24 143V142H23ZM27 143V140H26ZM36 143V142H35ZM54 143V142H53ZM52 143V144H53ZM68 143V142H66ZM92 143V142H91ZM94 143V142H93ZM116 143V142H115ZM159 143V142H158ZM179 143V142H178ZM186 143V142H185ZM207 143V142H206ZM229 143V142H227ZM240 143V142H239ZM2 144V143H1ZM13 144V143H12ZM11 144V145H12ZM34 144V143H33ZM43 144V142H42ZM81 144V143H80ZM126 144V143H125ZM130 144V143H129ZM157 144V143H156ZM167 144V143H166ZM182 144V143H180ZM194 144V143H193ZM246 144V143H245ZM15 145V143H14ZM25 145V144H24ZM41 145V143H40ZM39 145V146H40ZM51 145V144H50ZM55 145V143H54ZM57 145V144H56ZM65 145V144H64ZM73 145V144H72ZM87 145V144H86ZM107 145V144H106ZM135 146V144H133ZM142 145V144H141ZM164 145V144H163ZM177 145V144H175ZM214 145V144H213ZM257 145V144H256ZM259 145V144H258ZM20 146V145H19ZM34 146V145H33ZM78 146V144H77ZM140 146V145H139ZM149 145H145V147ZM157 146V145H156ZM171 146V145H170ZM180 146V145H179ZM190 146V145H189ZM196 146V145H195ZM220 146V145H219ZM247 146V145H245ZM255 146V144H254ZM21 147V146H20ZM41 147V146H40ZM46 147V146H45ZM48 147V145H47ZM54 148L57 146H53ZM65 147V146H64ZM95 147V146H94ZM112 147V146H111ZM129 147V146H128ZM166 147V146H165ZM169 147V146H168ZM174 147V146H173ZM178 147V146H177ZM188 147V146H187ZM200 147V146H199ZM204 147V146H203ZM202 147V148H203ZM222 147V146H221ZM23 148V145H22ZM55 148V149H56ZM61 148V147H59ZM69 148V147H68ZM104 148V146H103ZM118 148V147H117ZM125 148V147H124ZM130 148V147H129ZM192 148V147H191ZM253 148V147H252ZM261 148V147H260ZM19 149V148H18ZM25 149V148H23ZM27 149V148H26ZM73 149V148H72ZM84 149V148H83ZM100 149V148H99ZM150 149V148H148ZM169 149V148H168ZM188 149V148H187ZM213 149V148H212ZM231 149V148H230ZM238 149V148H237ZM244 149V148H243ZM263 149V148H262ZM2 150V149H1ZM7 150V149H6ZM36 150V149H34ZM39 150V149H38ZM48 150V149H46ZM45 150V151H46ZM57 150V149H56ZM70 150V149H69ZM91 150V149H90ZM93 150V149H92ZM97 150V149H96ZM101 150V149H100ZM106 150V149H105ZM109 150V149H108ZM141 150V149H140ZM157 150V149H156ZM160 150V149H159ZM162 150V149H161ZM167 150V149H165ZM172 150V149H171ZM200 150V149H199ZM205 150V149H204ZM224 150V149H223ZM227 150V149H226ZM255 150V149H254ZM17 151V150H16ZM24 151V150H23ZM44 151V150H43ZM50 151V150H49ZM53 151V149H52ZM74 151V150H73ZM122 151V150H121ZM138 151V150H137ZM143 151V150H142ZM174 151V150H173ZM3 152V151H2ZM13 151L11 150L10 153ZM39 152V151H38ZM72 152V150H71ZM83 152V151H82ZM90 152V151H89ZM104 152V151H103ZM117 152V151H116ZM132 152V151H131ZM149 152V151H147ZM244 152V151H243ZM255 152V151H254ZM17 153V152H16ZM19 153V152H18ZM21 153V152H20ZM23 153V152H22ZM21 153V154H22ZM60 153V152H59ZM69 153V152H68ZM81 153V152H80ZM84 153V152H83ZM87 153V152H86ZM92 153V152H91ZM97 153V152H96ZM115 153V152H114ZM118 153V152H117ZM145 153V150H144ZM150 153V152H149ZM162 153V152H161ZM209 153V152H208ZM212 153V151H211ZM218 153V152H217ZM15 154V153H14ZM30 154V153H29ZM33 154V152L31 153ZM30 154V155H31ZM39 154V153H37ZM48 154V153H47ZM66 154V153H65ZM90 154V153H89ZM99 154V153H98ZM105 154V153H104ZM112 154V153H111ZM156 154V152H155ZM28 155V154H27ZM45 155V154H43ZM50 155V154H49ZM53 155V154H52ZM61 155V154H60ZM74 155V154H73ZM100 155V154H99ZM113 155V154H112ZM122 155V154H121ZM129 155V154H128ZM171 155V153H170ZM173 155V154H172ZM185 155V154H184ZM195 155V154H193ZM192 155V156H193ZM205 155V154H204ZM203 155V156H204ZM217 155V154H216ZM222 155V154H220ZM233 155V154H232ZM235 155V154H234ZM17 156V155H16ZM15 156V157H16ZM20 156V155H19ZM22 156V155H21ZM29 156V155H28ZM37 156V155H36ZM71 156V155H70ZM78 156V153H77ZM108 156V155H106ZM135 156V155H134ZM160 156V155H159ZM202 156V157H203ZM219 156V155H218ZM35 157V155H34ZM39 157V156H38ZM75 157V156H74ZM92 157V156H91ZM96 157V156H95ZM158 157V156H157ZM169 157V156H168ZM221 157V156H220ZM225 157V156H224ZM241 157V156H240ZM6 158V157H5ZM4 158V159H5ZM25 158V157H24ZM22 157V159H24ZM55 158V157H54ZM58 158V157H57ZM72 158V157H71ZM82 158V157H81ZM80 158V159H81ZM84 158V157H83ZM87 158V157H86ZM107 158V157H105ZM116 158V157H115ZM123 158V157H122ZM126 158V157H125ZM253 158V157H252ZM31 159V158H30ZM32 159H34L32 157ZM45 159V158H43ZM74 159V158H73ZM97 158H95L96 160ZM108 159V158H107ZM129 159V158H128ZM151 159V158H150ZM157 159V158H156ZM189 159V158H188ZM213 159V158H212ZM219 159V158H218ZM228 159V158H227ZM12 160V159H11ZM15 160V159H14ZM49 160V159H48ZM51 160V159H50ZM65 160V159H64ZM87 160V159H86ZM112 160V159H111ZM147 160V159H146ZM155 160V159H154ZM172 160V159H171ZM199 160V159H198ZM206 160V159H205ZM225 160V159H224ZM254 160V159H253ZM7 161V160H6ZM17 161V160H16ZM15 161V162H16ZM41 161V160H40ZM66 161V160H65ZM72 161V160H71ZM88 161V160H87ZM184 161V160H183ZM200 161V160H199ZM249 161V160H248ZM258 161V160H257ZM1 162V161H0ZM4 162V161H3ZM10 162V161H9ZM14 162V161H13ZM24 162V161H23ZM22 162V163H23ZM52 162V161H51ZM55 162V161H54ZM75 161H73L74 163ZM83 161L79 162L82 163ZM112 162V161H111ZM139 162V161H138ZM145 162V161H144ZM159 162V161H157ZM202 162V160H201ZM218 162V161H217ZM232 162V161H231ZM234 162V161H233ZM21 163V162H20ZM32 163V162H31ZM53 163V162H52ZM51 163V164H52ZM59 163V162H58ZM63 163V162H62ZM97 163V162H96ZM109 165V162H107ZM115 163V162H114ZM126 163V162H125ZM150 163V161H149ZM190 163V162H189ZM200 163V162H199ZM210 163V161H209ZM224 163V162H223ZM249 163V162H248ZM5 164V163H4ZM17 164V163H16ZM27 164V163H26ZM25 164V165H26ZM72 164V163H71ZM85 164V163H84ZM89 164V163H88ZM113 164V163H112ZM111 164V165H112ZM121 164V163H120ZM155 164V163H154ZM159 164V163H158ZM157 164V165H158ZM235 164V163H234ZM241 164V163H240ZM239 164V165H240ZM14 165V164H13ZM18 165V164H17ZM22 165V164H21ZM36 165V164H35ZM50 165V164H49ZM54 165V164H53ZM66 165V164H65ZM102 166L104 164H101ZM110 165V166H111ZM117 165V164H116ZM144 165V163H143ZM183 165V164H182ZM202 165V164H201ZM219 165V163H218ZM9 166V164H8ZM33 166V165H32ZM39 166V165H38ZM56 167V165H54ZM63 166V165H62ZM72 166V165H71ZM76 166V165H75ZM82 166H84L82 164ZM89 166V165H87ZM93 166V165H92ZM96 166V165H95ZM125 166V165H124ZM134 166V164H133ZM131 166V167H133ZM138 166V165H137ZM212 166V165H211ZM223 166V165H222ZM230 166V165H229ZM255 166V165H254ZM22 167V166H21ZM48 167V165H47ZM61 167V164H60ZM94 167V166H93ZM113 167V166H112ZM178 167V166H177ZM187 167V166H186ZM204 167V166H203ZM217 167V166H216ZM225 167V166H224ZM260 167V165H259ZM83 168V167H82ZM108 168V167H107ZM137 168V167H136ZM171 168V167H169ZM202 168V167H201ZM206 168V167H205ZM230 168V167H229ZM236 168V167H235ZM248 168V167H247ZM37 169V168H36ZM46 169V167H45ZM49 169V168H48ZM51 169V168H50ZM49 169V171H50ZM80 169V168H79ZM84 169V168H83ZM106 169V168H105ZM109 169V168H108ZM116 169V168H115ZM148 169H150L148 167ZM181 169V168H180ZM184 169V168H183ZM197 169V168H196ZM200 169V168H198ZM223 169V168H221ZM231 169V168H230ZM253 169V168H252ZM261 169V167H260ZM263 169V168H262ZM52 170V169H51ZM72 170V169H71ZM101 170V169H100ZM119 170V169H117ZM133 170V169H132ZM136 170V169H135ZM138 170V169H137ZM167 170V169H166ZM186 170V169H185ZM243 170V169H242ZM251 170V169H250ZM258 170V169H257ZM41 171V170H40ZM70 171V170H69ZM139 171V170H138ZM145 171V170H142ZM164 171V170H163ZM175 171V169H174ZM200 171V170H199ZM207 171V170H206ZM220 171V170H219ZM231 171V170H230ZM234 171V170H233ZM31 172V171H30ZM48 172V171H47ZM86 172V171H85ZM116 172V171H115ZM134 172V171H133ZM166 172V171H165ZM193 172V170H192ZM202 172V171H201ZM204 172V171H203ZM212 172V171H211ZM256 172V171H255ZM34 173V172H33ZM55 173V172H54ZM65 173V172H64ZM73 173V171H72ZM82 173V172H81ZM98 173V172H97ZM103 173V172H102ZM118 173V172H117ZM151 173V172H150ZM172 173V172H171ZM177 173V172H176ZM185 173V171H184ZM226 173H228L226 171ZM38 174V173H37ZM49 174V173H48ZM51 174V173H50ZM53 174V173H52ZM67 174V173H66ZM69 174V173H68ZM85 174V173H84ZM83 174V175H84ZM88 174V173H87ZM101 174V173H100ZM129 174V173H128ZM127 174V175H128ZM157 174V173H156ZM190 174V173H189ZM225 174V173H224ZM231 174V173H230ZM251 174V173H250ZM40 175H42L40 173ZM45 175V174H44ZM47 175V174H46ZM56 175V174H55ZM81 175V174H80ZM89 175V174H88ZM86 175V176H88ZM105 175V174H103ZM116 175V174H115ZM134 175V173H133ZM148 175V173H147ZM151 175V174H149ZM167 175V173L165 174ZM179 175V174H178ZM183 175V174H182ZM180 175V176H182ZM228 175V174H227ZM258 175V174H257ZM34 176V175H33ZM51 176V175H50ZM131 176V174H130ZM154 176V175H152ZM184 176V175H183ZM191 176V175H190ZM232 176V175H231ZM238 176V174H237ZM240 176V175H239ZM255 176V175H254ZM41 177V176H40ZM44 177V176H43ZM63 177V176H62ZM83 177V176H82ZM95 177V176H93ZM141 177V176H140ZM173 177V176H172ZM235 177V176H234ZM245 177V176H244ZM252 177V176H251ZM42 178V177H41ZM66 178V177H65ZM81 178V177H80ZM91 178V177H90ZM99 178V177H98ZM121 178V177H120ZM156 178V177H154ZM176 178V177H175ZM183 178V177H182ZM198 178V177H197ZM207 178V177H206ZM231 178V177H230ZM238 178V177H237ZM253 178V177H252ZM37 179V178H36ZM62 179V178H61ZM87 179V178H86ZM92 179V178H91ZM95 179V178H94ZM110 180V178H108ZM152 179V178H151ZM167 179V178H166ZM174 179V178H173ZM187 179V178H186ZM204 179V178H203ZM225 179V178H224ZM229 179V178H228ZM232 179V178H231ZM239 179V178H238ZM246 179V178H245ZM68 180V179H67ZM75 180V179H74ZM79 180V179H78ZM77 180V181H78ZM85 180V179H84ZM126 180V179H125ZM133 180V179H132ZM141 180V179H140ZM155 180V179H154ZM190 180V179H189ZM201 180V179H199ZM235 180V178H234ZM244 180V179H243ZM260 180V179H259ZM62 181V180H61ZM66 181V180H65ZM71 181V180H70ZM107 181V180H106ZM118 181V180H117ZM147 181V180H146ZM161 181V180H160ZM169 181V180H168ZM181 181V180H180ZM223 181V180H222ZM225 181V180H224ZM240 181V180H239ZM47 182V180H46ZM53 182V181H52ZM67 182V181H66ZM65 182V183H66ZM79 182V181H78ZM100 182V181H99ZM98 182V184H99ZM111 182V181H110ZM114 182V181H113ZM119 182V181H118ZM117 182V183H118ZM121 182V181H120ZM123 182V181H122ZM130 182V181H128ZM204 182V181H203ZM219 182V181H218ZM246 182V181H245ZM41 183V182H40ZM55 183V182H54ZM97 183V182H96ZM125 183V181H124ZM133 183V182H132ZM140 183V182H139ZM152 183V182H151ZM158 183V182H157ZM156 183V184H157ZM209 183V181H208ZM212 183V181H211ZM228 183V182H227ZM238 183V182H236ZM240 183V182H239ZM258 183V182H257ZM261 183V182H260ZM42 184V183H41ZM48 184V183H47ZM51 184V183H50ZM58 184V183H57ZM62 184V183H61ZM83 184V183H81ZM85 184V183H84ZM87 184V183H86ZM90 184V183H89ZM93 184V183H92ZM103 184V183H102ZM108 184V183H107ZM115 184V183H114ZM137 184V183H136ZM147 184V183H146ZM213 184V183H212ZM217 184V182H216ZM221 184V183H220ZM72 185V184H71ZM109 188H110V184ZM112 185V183H111ZM124 185V184H123ZM135 185V184H134ZM152 185V184H151ZM150 185V186H151ZM174 185V184H173ZM181 185H183L181 183ZM199 185V184H198ZM208 185V184H207ZM214 185V184H213ZM231 185V184H230ZM247 185V184H246ZM245 185V186H246ZM251 185V184H250ZM254 185V184H253ZM43 186V185H42ZM46 186V185H44ZM49 186V185H48ZM56 186V185H55ZM69 186V185H68ZM81 186V185H80ZM79 186V187H80ZM86 186V185H85ZM84 186V187H85ZM95 186V185H94ZM105 186V185H103ZM107 186V185H106ZM118 186V185H117ZM116 186V187H117ZM131 186V185H130ZM153 186V185H152ZM167 186V185H166ZM184 186V185H183ZM186 186V185H185ZM197 186V185H196ZM211 186V185H210ZM232 186V185H231ZM244 185L242 184V187ZM244 186V187H245ZM52 187V186H51ZM50 187V188H51ZM67 187V186H66ZM72 187V186H71ZM78 187V185H77ZM96 187V186H95ZM108 187V186H107ZM140 187V186H139ZM162 187V186H161ZM206 187V186H205ZM228 187V186H227ZM241 187V186H240ZM48 188V187H47ZM103 188V187H102ZM131 188V187H130ZM134 188V187H132ZM137 188V187H136ZM165 188V187H164ZM189 188V187H188ZM194 188V187H193ZM251 188V187H250ZM49 189V188H48ZM71 189V188H70ZM73 189V188H72ZM80 189V188H79ZM95 189V188H94ZM105 189V188H104ZM108 189V188H107ZM143 190V188H141ZM154 189V188H153ZM203 189V188H202ZM216 189V188H215ZM235 189V188H234ZM64 190V189H63ZM77 190V189H76ZM85 190V188H84ZM146 190V189H145ZM155 190V189H154ZM158 190V189H157ZM168 190V189H167ZM177 190V189H176ZM188 190V189H186ZM200 190V189H199ZM206 190V189H204ZM227 190V189H226ZM71 191V190H70ZM81 191V190H80ZM94 191V190H93ZM98 191V190H97ZM101 191V190H100ZM103 191V190H102ZM124 191V190H123ZM172 191V190H171ZM219 191V190H218ZM54 192V191H53ZM56 192V191H55ZM78 192V191H77ZM109 192V191H108ZM141 192V191H139ZM148 192V191H147ZM159 192V190H158ZM176 192V191H175ZM180 192V191H179ZM191 192V191H190ZM189 192V193H190ZM197 192V190H196ZM213 192V191H212ZM224 192V191H223ZM228 192V191H227ZM230 192V191H229ZM241 192V191H240ZM246 192V191H244ZM248 192V191H247ZM255 192V191H254ZM262 192V191H261ZM71 193V192H70ZM85 193V192H84ZM101 193V192H100ZM111 193V192H110ZM145 193V192H143ZM167 193V192H165ZM171 193V192H170ZM177 193V192H176ZM210 193V192H209ZM252 193V192H251ZM263 193V192H262ZM73 194V193H72ZM107 194V193H106ZM153 194V193H152ZM150 194L149 196H144L143 198H135V192L131 191L129 196L127 194H121L118 196L114 195H106L104 200L102 201V205L96 207V214L93 217V221L91 224V229L93 230V235L95 234L97 238V250L94 252L92 250V246L89 244L84 237L77 232L76 230L72 229L68 226H63L61 223L57 222L52 216H50L47 212L40 209L38 214L41 216L42 221H52L55 227H63L66 235L68 236L69 240L78 246L79 252L81 254V264H169L172 260L171 253L177 255L179 257V237L182 235L185 228L184 219L186 217V205L184 203H179L170 208L169 205L166 206L158 205L156 199H154ZM158 194V193H157ZM156 194V195H157ZM206 194V193H205ZM212 194V193H211ZM243 194V193H242ZM260 194V193H259ZM66 195V194H65ZM71 195V194H70ZM101 195V194H100ZM116 195V194H115ZM142 195V194H141ZM185 195V194H184ZM194 195V194H193ZM219 195V194H218ZM234 195V194H233ZM240 195V194H239ZM244 195V194H243ZM59 196V195H58ZM62 196V195H60ZM77 196V195H76ZM136 196V195H135ZM158 196V195H157ZM195 196V195H194ZM207 196V195H206ZM213 196V195H212ZM223 196V195H222ZM87 197V196H85ZM162 197V196H161ZM176 197V196H175ZM179 197V196H178ZM188 197V196H187ZM238 197V196H237ZM248 197V196H247ZM58 198V197H57ZM61 198V197H60ZM64 198V197H63ZM177 198V197H176ZM186 198V197H185ZM192 198V197H191ZM212 198V197H211ZM229 198V197H227ZM256 198V197H255ZM261 198V197H260ZM264 198V197H263ZM65 199V198H64ZM70 199V198H69ZM171 199V198H170ZM205 199V198H204ZM207 199V198H206ZM205 199V201H206ZM213 199V198H212ZM215 199V198H214ZM249 199V198H248ZM61 200V199H59ZM63 200V199H62ZM67 200V199H66ZM74 200V199H73ZM90 200V199H89ZM96 200V199H95ZM139 200V201H138ZM187 200V199H186ZM195 200V199H194ZM227 200V199H226ZM232 200V198H231ZM242 200V198H241ZM251 200V199H250ZM262 200V199H260ZM259 200V201H260ZM65 201V200H64ZM83 201V200H81ZM88 201V200H87ZM180 201V199H179ZM208 201V200H207ZM252 201V200H251ZM258 201V202H259ZM178 202V201H177ZM212 202V201H211ZM217 202V201H216ZM225 202V201H223ZM231 202V201H230ZM229 202V203H230ZM255 202V201H254ZM61 203V202H60ZM79 203V202H78ZM96 203V202H95ZM101 203V202H100ZM160 203V202H159ZM171 203V202H170ZM203 203V202H202ZM210 203V202H209ZM240 203V202H239ZM248 203V202H247ZM0 204H4V202H0ZM163 204V203H161ZM215 204V203H214ZM242 204V203H241ZM246 204V203H244ZM259 204V203H258ZM262 204V203H261ZM92 205V203L90 204ZM164 205V204H163ZM189 205V204H188ZM196 205V204H195ZM205 205V204H204ZM220 205V204H219ZM232 205V204H231ZM252 205V203H251ZM88 206V205H87ZM207 206V205H206ZM211 206V205H209ZM240 206V205H239ZM94 207V205H93ZM202 207V206H200ZM218 207V206H217ZM223 207V206H222ZM229 207V206H228ZM234 207V206H233ZM246 207V206H245ZM209 208V207H208ZM221 208V207H220ZM248 208V207H247ZM195 209V208H194ZM212 209V208H211ZM226 209V208H225ZM224 209V210H225ZM254 209V208H253ZM86 210V209H85ZM234 210V209H233ZM243 210V209H242ZM240 209V212H242ZM248 210V209H247ZM246 210V211H247ZM255 210V209H254ZM93 211V210H92ZM222 211V210H221ZM220 211V212H221ZM238 211V210H237ZM88 212V211H87ZM195 212V211H194ZM207 212V211H206ZM210 212V211H209ZM218 212V211H216ZM215 212V213H216ZM259 212V210H258ZM84 213V212H83ZM191 213V212H190ZM205 213V212H203ZM226 213V212H225ZM235 213V212H233ZM86 214V213H85ZM90 214V213H89ZM189 214V213H188ZM193 214V213H192ZM199 214V213H198ZM197 214V215H198ZM209 214V213H208ZM213 214V213H212ZM211 214V215H212ZM202 215V214H201ZM204 215V214H203ZM226 215V214H225ZM232 216V214H230ZM234 215V214H233ZM237 215V214H236ZM253 215V214H252ZM262 215V214H261ZM260 215V216H261ZM191 216V215H189ZM207 216V215H206ZM210 216V215H209ZM248 216H250L248 214ZM247 216V219H248ZM193 217V216H192ZM203 217V216H202ZM223 217V216H222ZM244 217V215H243ZM198 218V217H197ZM221 218V217H220ZM224 218V217H223ZM260 218V217H259ZM195 219V218H194ZM193 219V220H194ZM201 219V218H200ZM207 219V218H206ZM212 219V216H211ZM236 219V218H235ZM241 219V218H240ZM246 219V218H245ZM264 219V218H263ZM187 220V219H186ZM205 220V218H204ZM210 220V219H209ZM190 221V220H189ZM192 221V220H191ZM196 221V220H195ZM200 221V220H199ZM211 221V220H210ZM215 221V220H214ZM222 221V219H221ZM224 221V219H223ZM241 221V220H240ZM252 221V220H251ZM198 222V221H197ZM213 222V221H212ZM211 222V223H212ZM217 222V220H216ZM226 222V221H225ZM250 222V221H249ZM262 222V221H261ZM40 223V222H39ZM47 223V222H46ZM205 223V222H204ZM219 223V222H218ZM228 221V225H229ZM235 223V222H233ZM43 224V223H40ZM89 224V225H90ZM187 224V223H186ZM189 225L190 222L188 223ZM195 224V223H194ZM197 224V223H196ZM225 224V223H224ZM248 224V223H246ZM254 224V223H253ZM87 225V224H86ZM188 225V227H189ZM198 225V224H197ZM212 225V224H209ZM219 225V224H218ZM241 225V224H240ZM196 226V225H195ZM206 226V225H205ZM214 226V225H213ZM220 226H222L220 224ZM227 226V225H226ZM234 226V225H233ZM251 226V225H250ZM255 226V225H254ZM258 226V225H257ZM260 226V224H259ZM44 227V226H43ZM89 227V226H88ZM193 227V226H192ZM208 227V226H207ZM242 227V226H240ZM264 227V224H263ZM86 228V227H85ZM198 228V227H197ZM201 228V227H200ZM231 228V227H230ZM48 229V228H47ZM203 229V228H202ZM212 229V228H211ZM221 229V228H220ZM223 229V228H222ZM234 229V228H233ZM246 229V228H245ZM260 229V228H259ZM186 230V229H185ZM196 230V229H195ZM214 230V228H213ZM219 230V229H218ZM225 230V229H224ZM223 230V232H224ZM187 231V230H186ZM211 231V230H210ZM239 231V230H238ZM263 231V230H261ZM260 231V232H261ZM185 232V231H184ZM192 232V231H191ZM201 232V231H200ZM199 232V234H200ZM205 232V231H204ZM228 232V231H227ZM230 232V231H229ZM189 233V232H188ZM219 233V232H218ZM238 233V232H237ZM38 229L32 227L29 222H26L21 227L13 228L9 233H3L0 236V239H9L15 240L18 237L30 236L31 241L33 243L39 242L40 239L37 236ZM191 234V233H190ZM195 234V233H194ZM198 234V235H199ZM205 234V233H204ZM220 234V233H219ZM223 234V233H222ZM221 234V235H222ZM228 234V233H227ZM226 234V235H227ZM247 234V233H246ZM254 234V233H253ZM186 235V234H185ZM197 235V233H196ZM206 235V234H205ZM229 235V234H228ZM235 235V234H234ZM250 235V234H249ZM264 235V233H263ZM225 236V235H224ZM258 236V235H257ZM186 237V236H185ZM212 237V236H211ZM209 237V238H211ZM218 237V236H217ZM244 237V236H243ZM241 237V238H243ZM254 237V236H253ZM260 237V236H259ZM92 238V237H91ZM194 238V236H193ZM192 238V241H193ZM200 238V237H198ZM257 238V237H255ZM264 238V237H263ZM25 239V237H24ZM185 239V238H184ZM206 239V237H205ZM240 239V238H239ZM212 240V239H211ZM214 240V239H213ZM222 240V239H221ZM231 240V239H230ZM185 241V240H184ZM209 241V240H208ZM218 243V240H216ZM249 241V240H248ZM186 242V241H185ZM215 242V241H214ZM223 242V241H222ZM230 242V241H228ZM40 243V242H39ZM182 243V242H181ZM180 243V244H181ZM201 243V242H200ZM210 243V242H209ZM220 243V242H219ZM231 243V242H230ZM246 243V242H245ZM252 243V242H251ZM258 243V242H257ZM194 244V243H193ZM237 244V243H236ZM239 244V243H238ZM237 244V245H238ZM259 244V243H258ZM261 244V243H260ZM20 245V244H19ZM93 245V244H92ZM96 245V244H95ZM187 245V244H186ZM211 245V244H210ZM264 245V244H263ZM191 246V245H189ZM195 246V245H193ZM228 246V245H227ZM232 246V245H231ZM250 246V245H249ZM188 247V245H187ZM243 247V246H241ZM253 247V246H252ZM95 248V246H94ZM193 248V247H192ZM210 247H208L209 249ZM226 248V247H225ZM230 248V247H229ZM235 248V246H234ZM261 248V247H260ZM181 249V248H180ZM207 249V248H206ZM242 249V248H241ZM195 250V249H194ZM233 250V249H232ZM65 253L66 250H64ZM188 251V250H187ZM203 251V250H202ZM207 251V250H205ZM204 251V253H205ZM210 251V250H209ZM218 251V250H217ZM243 251V250H242ZM222 252V251H221ZM228 252V251H227ZM232 252V251H231ZM235 252V251H233ZM263 252V251H262ZM261 252V253H262ZM203 253V252H201ZM200 253V254H201ZM203 253V254H204ZM219 253V252H217ZM225 253V252H224ZM241 253V252H240ZM184 254V253H183ZM192 254V253H191ZM215 254V253H214ZM223 254V253H222ZM228 254V253H227ZM206 255V254H204ZM229 255V254H228ZM237 255V254H236ZM248 255V254H247ZM260 255V254H259ZM211 256V255H210ZM214 256V255H213ZM217 256V255H216ZM215 256V257H216ZM220 256V255H219ZM233 256V254H232ZM231 256V257H232ZM244 256H246L244 254ZM264 256V255H263ZM186 257V256H185ZM206 257V256H205ZM209 257V256H208ZM251 257V256H250ZM192 258V257H190ZM194 258V257H193ZM198 258V257H197ZM211 258V257H210ZM222 258V256H221ZM257 258V257H255ZM263 258V257H262ZM175 259V258H174ZM173 259V260H174ZM179 259V258H178ZM182 259V258H181ZM196 259V258H195ZM212 259V258H211ZM219 259V258H218ZM234 259V258H233ZM6 260V259H5ZM10 260V259H9ZM190 260V259H189ZM192 260V259H191ZM202 260V259H201ZM208 260V258L206 259ZM215 260V259H214ZM240 259L238 258V261ZM243 260V259H242ZM2 261V260H1ZM175 261V260H174ZM233 261V260H231ZM237 261V260H236ZM260 261V260H259ZM3 262V261H2ZM176 262V261H175ZM181 262V261H180ZM217 262V261H216ZM219 262V261H218ZM245 262V261H244ZM262 262V261H260ZM259 262V263H260ZM173 263V262H172ZM187 263V262H186ZM190 263V262H189ZM192 263V262H191ZM222 263V262H221ZM227 262H225L226 264ZM243 263V262H242ZM16 264V262H15ZM181 264V263H180ZM203 264V263H202ZM205 264V263H204ZM210 264V263H209ZM215 264V263H214ZM229 264V263H228ZM240 264V263H239ZM248 264V263H247Z\"/></svg>",
    "mask_w": 264,
    "mask_h": 264
}]
</instances>
